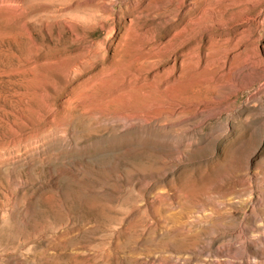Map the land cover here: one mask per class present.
Listing matches in <instances>:
<instances>
[{"label": "rangeland", "instance_id": "374dc122", "mask_svg": "<svg viewBox=\"0 0 264 264\" xmlns=\"http://www.w3.org/2000/svg\"><path fill=\"white\" fill-rule=\"evenodd\" d=\"M193 1L0 0V264H264V0Z\"/></svg>", "mask_w": 264, "mask_h": 264}, {"label": "bare ground", "instance_id": "6f19581e", "mask_svg": "<svg viewBox=\"0 0 264 264\" xmlns=\"http://www.w3.org/2000/svg\"><path fill=\"white\" fill-rule=\"evenodd\" d=\"M260 2L261 0H232L231 2H229V4L227 5V7L228 8H230V10H231V12H230V14L232 15V14H234L235 13V11H234V9L236 8V9H238L237 7H239L242 11H243V13H244V11L245 10H250V8L251 7H249L248 5H247V3H251L252 5H256L255 4V2ZM197 2V1H196ZM257 2V3H258ZM192 3H193V5H194V1L193 0H168V6H167V10L168 11H170V14L172 13V18L175 20V21H177L178 19H180L181 17L183 18L184 17V15H186V13L185 14H183L184 13V11H185V9L186 8H188L190 5H192ZM205 5V4H204ZM217 5V4H216ZM215 5V6H216ZM202 6V5H201ZM194 7V6H193ZM255 7H257V6H255ZM255 7H252V9L254 8L255 9ZM190 8V7H189ZM188 8V9H189ZM205 9H210V11L212 12V14L214 13H216V16H217V14H219V15H221V12L219 13V12H217L216 10H213V9H215V7L214 6H207V5H205V7H204ZM204 8H202L201 7V9H204ZM261 8V7H260ZM188 9H187V11H188ZM191 9H192V7H191ZM262 9V8H261ZM165 10V9H164ZM202 11V10H201ZM205 11V10H204ZM204 11H202V12H204ZM226 11V10H225ZM228 11V10H227ZM264 11V10H263ZM167 12V11H166ZM246 12V11H245ZM262 12V11H261ZM205 13L207 14L208 12H207V10L205 11ZM225 12H223L222 14H224ZM260 13V12H259ZM258 13V14H259ZM209 14V13H208ZM248 14H249V12H248ZM255 15V17L254 18H256V17H260V15ZM261 14V13H260ZM263 14V13H262ZM254 15V14H253ZM169 16V15H168ZM200 16H202L201 15V13H200ZM203 16H204V13H203ZM213 17V16H212ZM263 17V16H262ZM186 18V17H185ZM184 18V19H185ZM219 18V17H218ZM167 19V18H166ZM183 19V20H184ZM190 20H191V22H192V19L193 18H189ZM172 20V19H171ZM189 20V21H190ZM249 20V19H248ZM185 21V20H184ZM188 21V22H189ZM190 22V23H191ZM186 23H187V20H186ZM193 24V23H192ZM192 24H190V25H192ZM193 27V26H192ZM185 30V29H184ZM187 31V30H186ZM173 34H178V33H173ZM172 34V35H173ZM195 34V33H194ZM186 39V38H185ZM164 44V43H163ZM167 48V47H166ZM167 51V50H166ZM224 54V53H223ZM224 60V59H223ZM230 60V59H229ZM83 62V61H82ZM249 62V61H248ZM227 65V64H226ZM74 69V68H73ZM76 70V69H75ZM263 71H264V69H262ZM255 72H253V69L252 68H248V69H246V70H244V69H242V70H238V72L231 78V80H232V82L233 83H239V84H251V83H253V82H255V80H257V79H259L262 75H260V74H254ZM263 76H264V73H263ZM179 79V78H178ZM230 80V81H231ZM231 82V84H233ZM183 88V87H182ZM228 88H229V86H228ZM184 89V88H183ZM185 90V89H184ZM200 90V89H199ZM229 90H233V87H231V88H229ZM263 91V90H262ZM195 92V91H194ZM188 93V92H187ZM228 93V92H227ZM201 94V93H200ZM188 95V94H187ZM191 95V94H190ZM196 95V94H195ZM194 98V97H193ZM204 98V97H203ZM205 98H206V96H205ZM209 98V97H208ZM189 107V106H188ZM169 108V107H168ZM186 111V110H185ZM181 122V121H180ZM177 126V125H176ZM178 129V128H177ZM184 143V142H183ZM183 145V144H182ZM181 145V146H182ZM249 168V167H248ZM234 170V169H233ZM232 170V171H233ZM250 170V169H249ZM236 174H237V172H235ZM249 172H246V173H242V174H237L238 176H240L241 177V175H247ZM249 182V181H248ZM253 184V183H252ZM249 190H250V192L252 191V185H251V183H250V185H249ZM262 244V243H261ZM176 260V259H175ZM179 260V259H178Z\"/></svg>", "mask_w": 264, "mask_h": 264}]
</instances>
